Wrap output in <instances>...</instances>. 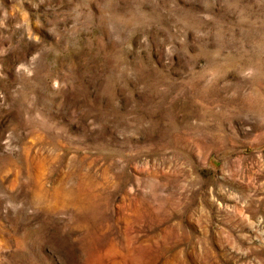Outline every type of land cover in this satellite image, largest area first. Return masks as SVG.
I'll return each instance as SVG.
<instances>
[{
    "label": "rangeland",
    "instance_id": "rangeland-1",
    "mask_svg": "<svg viewBox=\"0 0 264 264\" xmlns=\"http://www.w3.org/2000/svg\"><path fill=\"white\" fill-rule=\"evenodd\" d=\"M0 264H264V0H0Z\"/></svg>",
    "mask_w": 264,
    "mask_h": 264
}]
</instances>
